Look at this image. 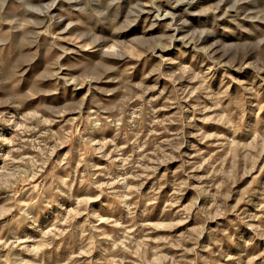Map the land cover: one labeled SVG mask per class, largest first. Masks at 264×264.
Wrapping results in <instances>:
<instances>
[{
	"label": "rangeland",
	"instance_id": "rangeland-1",
	"mask_svg": "<svg viewBox=\"0 0 264 264\" xmlns=\"http://www.w3.org/2000/svg\"><path fill=\"white\" fill-rule=\"evenodd\" d=\"M0 264H264V0H0Z\"/></svg>",
	"mask_w": 264,
	"mask_h": 264
}]
</instances>
